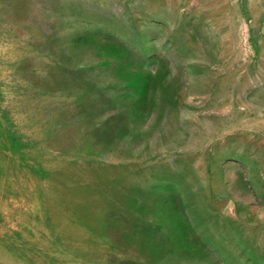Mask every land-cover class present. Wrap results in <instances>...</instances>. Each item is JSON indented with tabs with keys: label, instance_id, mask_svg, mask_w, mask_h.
Wrapping results in <instances>:
<instances>
[{
	"label": "rangeland",
	"instance_id": "rangeland-1",
	"mask_svg": "<svg viewBox=\"0 0 264 264\" xmlns=\"http://www.w3.org/2000/svg\"><path fill=\"white\" fill-rule=\"evenodd\" d=\"M0 264H264V0H0Z\"/></svg>",
	"mask_w": 264,
	"mask_h": 264
}]
</instances>
